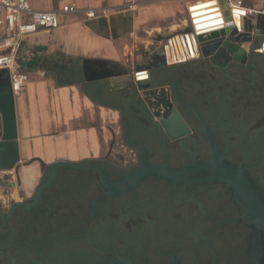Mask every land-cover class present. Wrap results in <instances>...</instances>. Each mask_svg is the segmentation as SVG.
<instances>
[{
	"label": "flooded vegetation",
	"instance_id": "obj_1",
	"mask_svg": "<svg viewBox=\"0 0 264 264\" xmlns=\"http://www.w3.org/2000/svg\"><path fill=\"white\" fill-rule=\"evenodd\" d=\"M157 74L150 104L135 72L121 89L105 82V101L118 108L109 105L115 126L94 160L105 161L117 193L96 171L61 169L39 197L42 170L29 190L18 167L16 183L0 176V264H264V233L233 189L204 180L225 164L264 199V54L241 62L219 51ZM142 163L184 180L148 174L131 185Z\"/></svg>",
	"mask_w": 264,
	"mask_h": 264
},
{
	"label": "crops",
	"instance_id": "obj_2",
	"mask_svg": "<svg viewBox=\"0 0 264 264\" xmlns=\"http://www.w3.org/2000/svg\"><path fill=\"white\" fill-rule=\"evenodd\" d=\"M131 1L135 2V9L113 11L106 17L85 20L81 13L59 14L58 27L26 37L23 47L21 43L15 64L29 79L13 96L19 148L17 167L26 190L36 183L45 165L59 160L105 157L111 138L108 126L113 122L110 116L115 118V112L105 103V82L109 89H121L134 75L135 66L146 63L153 54L165 55L167 63L184 54L181 32L192 24L188 5L202 0L77 3L114 9ZM28 2L39 10L60 8L59 0ZM244 3L258 9L264 0ZM173 25L184 26L170 31ZM159 28L161 31H156ZM175 46L179 48V52L175 49L176 56ZM16 60H25V68ZM84 61L99 72H105V67L114 72L100 80L98 91L90 92L87 82V88L75 82L71 69L81 68Z\"/></svg>",
	"mask_w": 264,
	"mask_h": 264
},
{
	"label": "water",
	"instance_id": "obj_3",
	"mask_svg": "<svg viewBox=\"0 0 264 264\" xmlns=\"http://www.w3.org/2000/svg\"><path fill=\"white\" fill-rule=\"evenodd\" d=\"M223 23L211 26L207 30H201L202 26L208 25L209 21L200 22L203 18L192 19L191 27L181 32L185 40L187 59L193 56L211 58L219 51L230 54L236 60L243 62L245 58L256 54H264L261 50L264 44V14L246 17L237 12L239 9L231 11L227 8L224 0H218ZM221 21L215 19L213 23ZM78 69H71V73L76 75L75 82L88 90L98 91L101 87L100 80L106 78V72H99L93 64H85ZM167 65L165 55L153 54L146 60L145 64L136 65L134 87L143 97V100L150 104V95H154L156 81L159 76L157 70ZM143 75H146L145 77ZM167 102V101H166ZM107 105L116 107L109 101ZM118 108V107H116ZM166 128L168 124L166 123ZM19 163V148L17 142V130L14 108V96L11 91L9 74L7 69H0V171L12 170ZM78 169L96 171L101 183L110 190L111 194L117 193L107 183L105 173V161L86 159L81 161L59 160L45 165L41 170L45 181L41 182L36 191L39 197L55 179L56 174L61 169ZM216 173L204 178V180H222L226 182L235 192L239 203L250 218L254 221L258 229L264 233V199L259 196L257 191L243 172L239 169L217 164L212 166ZM157 175L159 177L171 179L173 181H183L181 172L170 171L165 167L144 165L143 163L132 171L125 180L133 178L131 185L137 183L145 175Z\"/></svg>",
	"mask_w": 264,
	"mask_h": 264
},
{
	"label": "built area",
	"instance_id": "obj_4",
	"mask_svg": "<svg viewBox=\"0 0 264 264\" xmlns=\"http://www.w3.org/2000/svg\"><path fill=\"white\" fill-rule=\"evenodd\" d=\"M218 1V0H217ZM229 10H243L242 15L250 17L264 14V4L258 9L249 8L244 0H224ZM58 10H39L33 8L28 0H0V69H7L11 91L18 94L28 81L27 73L19 70L15 59L22 41L40 30H50L59 26V14L81 13L85 20L106 17L113 11L135 9V2H129L114 9L109 7L80 6L77 0H59ZM180 45L184 51L177 61L187 59L183 34Z\"/></svg>",
	"mask_w": 264,
	"mask_h": 264
},
{
	"label": "bare ground",
	"instance_id": "obj_5",
	"mask_svg": "<svg viewBox=\"0 0 264 264\" xmlns=\"http://www.w3.org/2000/svg\"><path fill=\"white\" fill-rule=\"evenodd\" d=\"M188 7H189V11H190V15H191L192 19H194V18H203L200 22L209 21L207 23H210V24L202 26L201 30H207L211 26L221 25L223 23L221 12L219 10V5H218L217 0H202V1L194 2V3H190L188 5ZM235 12L238 13V14H243L244 13L243 10H241V12H237V11H235ZM215 19H220L221 21L213 23V21H215ZM183 26L184 25H173L170 28V31L176 29L177 27H183ZM156 31H161V29L160 28L156 29ZM175 49L177 50V52H179V48L177 46H175V48H173L174 56H176L175 54L177 53L175 51ZM261 50H264V44H262ZM167 53H170V52H167ZM173 54H172V56H173ZM172 58L174 59L175 57H172ZM173 62H175V61H173Z\"/></svg>",
	"mask_w": 264,
	"mask_h": 264
},
{
	"label": "rangeland",
	"instance_id": "obj_6",
	"mask_svg": "<svg viewBox=\"0 0 264 264\" xmlns=\"http://www.w3.org/2000/svg\"><path fill=\"white\" fill-rule=\"evenodd\" d=\"M25 40L26 39H24V41L22 42L23 44H22V47H23V45L25 44ZM16 62L20 65V66H23L24 68H25V60H16ZM114 114H116V113H114ZM111 115H113V114H111ZM110 119H111V121H113L114 119H113V117L112 116H110ZM110 125H112V126H115V124H112V123H110ZM115 128V127H114ZM116 129V128H115ZM0 176H1V178L3 179V181H6V180H13L15 183L17 182V180H16V177H15V173H14V169H12V170H10V171H8V170H5V171H0Z\"/></svg>",
	"mask_w": 264,
	"mask_h": 264
}]
</instances>
